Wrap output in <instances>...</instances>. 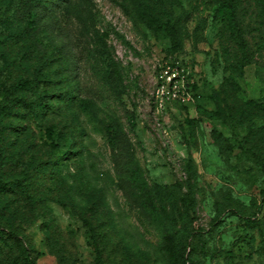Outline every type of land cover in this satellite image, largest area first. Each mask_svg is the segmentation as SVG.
<instances>
[{
    "label": "rangeland",
    "instance_id": "374dc122",
    "mask_svg": "<svg viewBox=\"0 0 264 264\" xmlns=\"http://www.w3.org/2000/svg\"><path fill=\"white\" fill-rule=\"evenodd\" d=\"M20 1L0 0V264H179L125 200L106 130L82 98L122 120L149 184L180 182L184 196L191 169L195 207L176 223L192 233L188 264H264L263 4L64 0L56 18L72 19L89 46L69 80L63 38L19 16ZM148 12L176 28L178 48ZM239 35L254 54L242 72ZM105 51L120 64L124 104L105 79ZM170 53L190 66L196 103L182 96L159 111V64ZM38 66L45 80L18 90Z\"/></svg>",
    "mask_w": 264,
    "mask_h": 264
},
{
    "label": "trees",
    "instance_id": "16d2710c",
    "mask_svg": "<svg viewBox=\"0 0 264 264\" xmlns=\"http://www.w3.org/2000/svg\"><path fill=\"white\" fill-rule=\"evenodd\" d=\"M63 1L21 0L17 14L21 16L22 11L29 12L28 15H31L37 22L42 23L39 24L40 30L42 28L48 30L54 29L56 31L51 35L54 37L61 36L63 38L60 48L63 66H66L69 80H73L77 76L79 55L87 52L89 46L88 41L73 29L72 19L66 20L65 25H62L60 20L56 18ZM50 3L53 4V7H49ZM260 3L264 6V0H257V4ZM229 5L230 10L228 13L235 27V9L232 4ZM147 15L150 24L168 34L170 39L175 43V47L178 48L179 35L176 28L169 21L158 20L153 13L148 12ZM236 40L242 50V64L239 67L242 72L246 64L253 62L254 54L244 40V37L239 35ZM104 54H106L104 59L105 79L115 97L121 104H124L123 96L126 91L120 64L109 51H105ZM168 56L178 57L173 55V53H170ZM48 75L44 66H38L33 79L20 80L16 88L18 90H31L39 86ZM73 94L67 92L63 97L73 98ZM198 99L199 97H197V103ZM81 105L92 117L93 121L97 122L106 130L111 147L113 169L117 185L130 208L139 211L147 220L151 221L160 229L164 245L178 258L179 264H188L190 259L187 257V254L192 233L185 231L184 228L183 231L177 229L176 223L178 221V214L181 213V208L189 215L191 209L195 207L196 201L193 197L191 169L188 170L186 181L187 192L184 196L181 195L184 185L180 182L173 185L149 184L144 176L135 152L134 144L122 120L105 111L93 99L82 98ZM6 109L8 107H5ZM126 113L129 116L130 113L128 114V111ZM136 126L135 122H129V129L131 131H135ZM216 140L217 145L222 148L224 145L222 141L218 138ZM227 146V151L222 150L225 153L233 150L234 147L233 144H228ZM168 206L170 207V212L167 211ZM165 218L166 220L168 219V222H166Z\"/></svg>",
    "mask_w": 264,
    "mask_h": 264
},
{
    "label": "built area",
    "instance_id": "2783aa9c",
    "mask_svg": "<svg viewBox=\"0 0 264 264\" xmlns=\"http://www.w3.org/2000/svg\"><path fill=\"white\" fill-rule=\"evenodd\" d=\"M158 87L156 93L157 109L164 110L167 101L187 96L189 102H196L191 85L196 84L195 76L190 66L180 57L168 56L166 61L159 64ZM184 94V95H183Z\"/></svg>",
    "mask_w": 264,
    "mask_h": 264
}]
</instances>
